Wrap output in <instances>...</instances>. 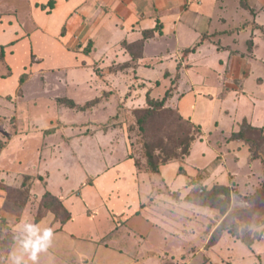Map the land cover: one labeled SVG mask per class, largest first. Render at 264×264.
<instances>
[{"label": "rangeland", "instance_id": "1", "mask_svg": "<svg viewBox=\"0 0 264 264\" xmlns=\"http://www.w3.org/2000/svg\"><path fill=\"white\" fill-rule=\"evenodd\" d=\"M39 1L43 3L46 0ZM220 1L229 5V10H225L224 15L227 12L232 14L231 11L235 9L243 20L237 27V36L215 42L217 50L229 48L230 55H240L243 59L255 58L257 37L252 34V30H261L260 37L264 39V27L250 21V17L256 18L263 13L264 1L260 4H256V0ZM6 3L17 10L18 14L25 12L27 8L26 0H7ZM5 8V3L0 2V11ZM66 10L67 7L61 5L51 19L48 15L52 11L44 12L43 21L48 17L49 29L36 30L37 35L34 37V40H44L37 43L38 53L47 57L41 62H37L31 52L27 55L29 45L24 41L18 43L15 53L11 55L10 67L2 54V46L0 47V80L10 79L0 81V206L4 201H9L24 210L21 217L10 219L7 216L6 219L0 207V264L20 263L19 252H12L9 258V249L17 239H20L22 247L31 248L28 249L31 255L36 250L33 248L39 249L36 251L38 259L35 264H72L76 259L74 252L83 261L88 256L87 246L79 249L73 241L70 242L71 239L49 238L48 222L39 225V219L57 209L51 199L44 198L49 193V188L60 193L63 199H67L66 202L71 201L68 202L69 209L74 216L79 217L73 230L82 231L83 237L95 238L97 233L98 236L109 230L107 223L102 220L103 206L107 208L109 203H106V199L97 198L86 187L93 183L96 175L110 167L105 166L101 159L108 157L106 163L112 164L115 159L111 158L119 159V163H132L138 176L144 173L159 174L162 164L185 162L187 158L182 160V150L191 137L197 139L196 144L202 141L213 151L196 146L186 163L187 169H192L191 165L211 163L192 179L190 185L193 186V191L186 199L188 201L189 198L191 204L206 208L207 212L192 215L187 207L183 210L176 207L170 215L172 218L176 217L177 223L170 225L163 221L165 216L159 217L157 214L155 217L161 220L159 223L155 220L148 224L142 217L133 218L129 221L128 228L134 231L135 238L130 235L131 238L121 240H146L140 245L143 250L155 244L159 250L166 252V255H151L150 261L148 260L151 264H264V132H250L245 141L232 140V134L238 132L244 122L253 125L249 119H243L246 116L252 118L253 115L255 123L264 126V86L256 94L259 99L256 109L253 100L257 98L252 93L257 84L251 83L247 88L251 97L239 98L245 87L242 76L248 74L250 67L245 64L242 76L230 81V86L239 91L236 100L226 95L229 87H223L219 98L224 100H209L211 103H204L199 107V115L208 109L207 116L211 119L216 117L223 127L231 131L217 128L215 132L207 133L208 129L204 132L200 126L184 119L170 99L164 107L156 105L149 114L141 113L139 111L148 108L146 99L149 91L143 85L132 84L127 80L120 83L118 80L112 81L117 76L110 73L121 71L133 76L132 64L109 68L112 65L109 57L101 65L97 61L94 65L81 63L72 68L73 62L77 60L69 58L66 53L54 47L57 44L53 38V29L59 25ZM45 11L48 12L49 8ZM21 18L24 19L18 18L17 24L20 28L23 23L27 31L35 30L32 24L25 23ZM247 27L250 33L244 36L242 31ZM16 28L0 27V44L18 37L19 30ZM236 43L239 44L238 50H234ZM101 45L102 40L98 46ZM101 48L98 47L95 58L100 57ZM84 49L85 52L91 51L92 44L87 43ZM262 50L264 57V48ZM189 52L191 50L186 51L188 58ZM211 56V59L217 60L215 52ZM156 63L157 60L150 63V66ZM258 70L264 74V63L258 65ZM62 79L67 81L65 85L59 82ZM29 82L31 85L27 87L31 91L26 94L25 99L28 100H23L21 97L25 96V85ZM256 82L261 83L262 80L257 78ZM170 89L172 91L173 86ZM139 90L144 93H139ZM153 93L158 95L160 92L154 90ZM163 95L155 100H162ZM206 97L212 99L209 95ZM140 118H143L142 124L139 123ZM230 142H237L239 147L228 148ZM189 162L191 163L188 165ZM151 163L160 166L158 171L153 170ZM211 168L214 169L212 174L209 173ZM215 187L229 189L230 203L226 215L208 200L207 194ZM155 191L166 195L163 188L156 187ZM56 198L63 203L60 197ZM113 198L109 197L112 205ZM144 201H147L144 195L133 196V202L129 196L128 205L142 208ZM155 204L157 209L158 204ZM180 204L184 206V202ZM87 208L94 210V219L92 223L85 225L84 222L81 223V215ZM113 217H116L115 223L118 220V223L123 224L125 220L116 214ZM22 218L26 219L23 224ZM226 219L225 230L216 232L218 223L221 224ZM2 220L7 222L6 225ZM57 222L62 224L60 220ZM89 224L91 228L87 227ZM104 225L107 227H103ZM174 226L178 230L183 228L182 240H186L185 242L174 238ZM243 239L253 240L254 243L248 247ZM56 240H60L58 244H65L64 256L56 255L50 250L57 247ZM143 250H139L141 254ZM137 253L140 254L135 249H129L128 256L119 253L117 264H141L143 260L138 263L131 259ZM27 257L24 263H33L31 256Z\"/></svg>", "mask_w": 264, "mask_h": 264}, {"label": "crops", "instance_id": "2", "mask_svg": "<svg viewBox=\"0 0 264 264\" xmlns=\"http://www.w3.org/2000/svg\"><path fill=\"white\" fill-rule=\"evenodd\" d=\"M49 1L46 0L41 3L39 0H26V11L18 14L17 10L8 6L7 0H0L1 3H5L6 7L0 11V27L5 29V27L15 26L16 28L17 26L16 29L19 30L18 37L0 44V47L2 46L5 51V58L10 67L12 66L10 62L11 55L15 53L18 43H23L24 41H27L29 45L27 55L31 52V56H34L37 62L47 58L42 57L37 51V43L39 41L44 42V40H39V38L34 40V37L37 35V31L49 29L48 17L43 21V17L47 12L42 9V6H47ZM261 1L264 0H256L255 3L260 4ZM61 5L67 7V10L59 25L53 29V38L57 44L54 47L66 53L71 59L77 61L79 59V62H73L72 68L81 63L94 65L97 61H100L101 65L104 59H109V57L112 59V65L109 68L130 63L132 64L131 70H134L132 73L134 75L130 76L121 71H108V73L110 72L117 76L112 81L118 80L120 83L127 80L132 84H141L144 89H147V92L149 91L151 98L157 97L152 99H158L162 94L165 95L169 91V87L173 86L171 104L177 106L180 110V115L184 119L200 126L204 129V132L208 130L207 133L215 132L217 128L224 131L227 130L216 117L211 119L207 116L208 109L205 110L206 112L203 111L202 115H199V107L204 103H211V100L212 102L215 99L218 101L224 100L219 98L223 92V87L226 89L229 87L226 95L234 97L236 100L239 91L235 87L230 86V81L231 79H236L239 75L242 76V69L245 64L250 69L246 76H242L245 87L239 98L251 97V93L247 91L251 83L257 84L255 92L252 93L254 98H257L256 94L258 95L261 92V87L264 86V74L258 70V65L264 63V57L261 54L264 48V39L260 37L262 34L261 30H252L254 33L251 32L257 37L254 48L255 58L253 59H243L240 55H230L229 48L217 50L215 42L219 43L224 38H230L233 35L237 36V27L243 20L235 9L231 11L232 14L227 12L224 15L225 10H229L227 2L224 3L220 0H55V7L48 15L49 19L54 16L55 11L57 12ZM219 8L221 10L218 11ZM20 17L24 18H21V20L25 23L32 24L35 30L32 32L27 31V27L23 23L20 28L17 25ZM250 21H255L264 27V11L262 14L257 15L256 18L250 17ZM248 31L249 28L247 27L242 31V35L245 36L250 33ZM101 40L102 45L98 46ZM12 43L14 44L11 45ZM87 43L92 44L91 51L88 50L90 55L84 49ZM238 45L237 43L234 45L236 47L234 50L239 49ZM98 47H102V50L100 51V57L95 58L94 55ZM77 48H79V51ZM188 50H191L189 58L186 53ZM130 52L135 55H131ZM213 52L217 55L216 61L211 59ZM156 60L157 63L150 66V63ZM29 62L31 63V59ZM34 66L35 63L33 64ZM226 68L227 73H225ZM257 78L261 79L262 82H256ZM9 80L2 79L0 81ZM59 82L65 85L67 81L64 82V79H62ZM30 83L25 85V96L21 97L23 100L26 98L27 92L31 91V88L28 90L29 87H27ZM184 84L186 87L183 88ZM156 86L158 87L156 88ZM154 90H159L160 93L155 95L153 93ZM139 93L143 94L144 91L139 90ZM206 95H209L212 99L207 98ZM256 100H253L256 103L253 104L255 109L259 99ZM245 118L253 123V127L264 129L261 124L255 123L253 115L252 118L246 116L243 119ZM196 146L206 147L202 141L195 143L185 162H171L162 165L159 168V174L144 173L138 176L132 163H119V159L111 158L115 159V163L112 164L106 163L108 157L100 158L105 162V166L110 165V167H106L100 175H96L93 183L86 185V187L90 188L97 198L106 199V203H109L107 208L103 206L104 216L102 219L104 223H107L108 232L100 233L98 236L97 233L96 237L92 238L83 237L82 231H74V224L79 217L71 213L68 206L69 201L66 202L67 199H63L60 193L50 188L49 193L62 199L72 218L68 223L61 224L57 222L56 216L49 212V214L38 220L40 222L39 225L48 222L49 230L53 233L52 237L60 238V240L71 239L70 242L73 241L79 249L83 246L88 247L86 251L88 256L83 261L77 252H74L76 259L73 261L75 263L72 264H117L119 253L128 256L127 251L129 249H135L136 252L140 253L131 258L133 261L139 263L140 260H143L141 264H151L149 262L151 255H158V253L166 255V252L159 250L155 244H151L148 249L143 250L140 245L146 240L121 239L131 238L130 235L135 238L134 231H130L128 228L129 221L133 218L142 217L149 224L150 221H161L155 217L157 214L159 217L165 216L163 221L170 225L177 223L176 217L172 218L170 215L176 207L182 208V210L187 207L192 215L207 212L206 208L191 204L189 198L188 201L186 200L193 191V186L190 185L192 179L211 164L191 165L192 169H187L186 163L194 153ZM238 147L239 144L237 142H230L228 146L231 149H237ZM206 148L209 149L208 147ZM209 151L212 150L209 149ZM213 171L214 169L211 168L209 173L211 172L212 174ZM156 187L163 188L166 191V195L156 192ZM139 194L144 195L147 199V201L143 202L142 208H137V206L129 207V196H131L133 202V196ZM109 197H114L113 205L110 203L112 199L109 200ZM120 198L123 199L120 200ZM117 201H119V204H117ZM181 202H184V206L180 204ZM155 203L158 204L157 209ZM0 207L1 213L6 219L7 216L11 219L23 215L24 210L9 201H4ZM90 209L92 208H87L81 215V223L84 222L83 224L85 225L89 222L92 223L94 219L92 217L94 210L90 211ZM139 212H141L142 216ZM166 212L168 215H166ZM115 214L121 219L125 218L123 224L118 223V220L117 223L114 222L116 217L113 216ZM25 220V218H22V224ZM221 224L218 223L217 226L219 227ZM85 225L84 227L86 228ZM11 226L14 228L13 223ZM87 227L91 228V225L89 224ZM175 228L174 226V238L177 237L185 242L186 240H182L183 228L181 230ZM101 229L102 227L100 226L99 230ZM19 240L17 239L9 249V258L12 252H19L21 257L19 264H27L24 261L27 260V256H32L28 252V249L31 248L22 247ZM60 240H56L57 247L55 249L50 248V250L56 255L64 256L66 254L65 244H58ZM190 242L193 243L192 241ZM39 245L40 243L37 247ZM140 249L143 250L142 254L139 251ZM81 250L83 251V249ZM30 264H35V261Z\"/></svg>", "mask_w": 264, "mask_h": 264}, {"label": "trees", "instance_id": "3", "mask_svg": "<svg viewBox=\"0 0 264 264\" xmlns=\"http://www.w3.org/2000/svg\"><path fill=\"white\" fill-rule=\"evenodd\" d=\"M55 7V0H50V2L48 3L47 6H42L43 10H46L47 8H49V11L47 13H50ZM14 43H12L11 45H13ZM86 53L88 54V50L86 51ZM2 54L3 56L5 55L4 50H2ZM22 82V79H21ZM172 97V93L171 90L167 91L164 95V97L162 98V100H155L152 99L149 94L147 95V99H146V103L148 105L147 109H144L145 111H139L141 113H145V114H149L151 112V109L154 108V106L158 105L161 107H164L165 103L171 99ZM143 122V118L139 119V123L142 124ZM141 129H144L141 126ZM250 132H259L262 133L264 132L262 128H256L253 127L252 125L248 124L247 122H244L240 128V130L236 133L232 134V140H237V141H245L247 139L246 135ZM197 139L191 137L188 142L184 145V148L182 150V160H185L186 158L189 157L192 147L195 144V141ZM174 162V161H173ZM163 165V164H162ZM160 165V166H162ZM151 166H153V170L154 171H158V168L155 165H153L151 163ZM208 196V200H210L212 202V204H216V206L219 207L221 213L223 215H226L228 207H229V203H230V192L229 189L226 187H215L211 192H209L207 194ZM223 197V198H222ZM45 199H51V201L53 202V204L57 205V209L60 210H55L52 211V213L56 216L57 220H60L62 222V224H65L67 222H69L72 218L71 213L67 210V208L64 206V204L57 199L55 196H53L51 193H47L44 196ZM52 205V203H51ZM61 217V218H59ZM227 219L225 221H223V223L218 227L216 232H221L225 230V223H226ZM3 223H5L6 225V221L2 220ZM248 247H251L254 243L253 240H242ZM212 243V241H210Z\"/></svg>", "mask_w": 264, "mask_h": 264}, {"label": "clouds", "instance_id": "4", "mask_svg": "<svg viewBox=\"0 0 264 264\" xmlns=\"http://www.w3.org/2000/svg\"><path fill=\"white\" fill-rule=\"evenodd\" d=\"M52 235H53V233L51 232V230H49V232L47 233V236L50 238V237H52ZM36 251H39V249H36L33 251L32 256H31V259L33 261H36L38 259L37 255H36Z\"/></svg>", "mask_w": 264, "mask_h": 264}]
</instances>
